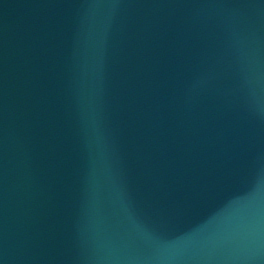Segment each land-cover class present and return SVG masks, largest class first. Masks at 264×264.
I'll return each mask as SVG.
<instances>
[{
    "label": "water",
    "instance_id": "95a60500",
    "mask_svg": "<svg viewBox=\"0 0 264 264\" xmlns=\"http://www.w3.org/2000/svg\"><path fill=\"white\" fill-rule=\"evenodd\" d=\"M0 264H264V0H0Z\"/></svg>",
    "mask_w": 264,
    "mask_h": 264
}]
</instances>
